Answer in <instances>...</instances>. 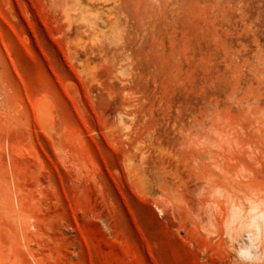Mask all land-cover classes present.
<instances>
[{
	"label": "rangeland",
	"instance_id": "rangeland-1",
	"mask_svg": "<svg viewBox=\"0 0 264 264\" xmlns=\"http://www.w3.org/2000/svg\"><path fill=\"white\" fill-rule=\"evenodd\" d=\"M252 206L264 0H0V264H264Z\"/></svg>",
	"mask_w": 264,
	"mask_h": 264
},
{
	"label": "bare ground",
	"instance_id": "bare-ground-1",
	"mask_svg": "<svg viewBox=\"0 0 264 264\" xmlns=\"http://www.w3.org/2000/svg\"><path fill=\"white\" fill-rule=\"evenodd\" d=\"M234 223H236L235 257L240 260L257 258L253 249L254 240L260 233L264 237V209L252 206L244 215L233 210L227 217L223 233L230 235L234 230Z\"/></svg>",
	"mask_w": 264,
	"mask_h": 264
}]
</instances>
